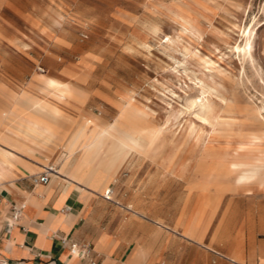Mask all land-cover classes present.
Listing matches in <instances>:
<instances>
[{
	"label": "rangeland",
	"instance_id": "rangeland-1",
	"mask_svg": "<svg viewBox=\"0 0 264 264\" xmlns=\"http://www.w3.org/2000/svg\"><path fill=\"white\" fill-rule=\"evenodd\" d=\"M40 75L81 93L63 109L74 121L151 129L109 186L113 205H134L122 204L124 220L140 221L142 239L201 222L205 241L208 208L232 202L239 227L264 201L233 183L264 155V0H0V104L11 105L4 93L44 101Z\"/></svg>",
	"mask_w": 264,
	"mask_h": 264
},
{
	"label": "crops",
	"instance_id": "crops-1",
	"mask_svg": "<svg viewBox=\"0 0 264 264\" xmlns=\"http://www.w3.org/2000/svg\"><path fill=\"white\" fill-rule=\"evenodd\" d=\"M38 80L44 101L24 93H4L11 105L0 104V264H90L73 255L61 237L91 244L98 264H264V201L250 203V222L239 227L232 224L236 218L232 202L214 212L208 208L203 218L210 220L205 241L201 222L182 233L173 230L180 236L157 240L158 232L151 230L142 239L136 227L140 221L126 222L125 207L113 205L102 194L131 153L121 141L143 153L154 140L151 129L124 121L127 128L122 133V121L105 123L84 114L74 121L63 109L73 98L82 101L81 93H75L70 84L61 88L46 76ZM62 91L68 100L62 99ZM60 128L66 133L60 134ZM56 146L62 151L55 161L38 152ZM74 156L69 173H64ZM47 162L56 165L58 173L49 183L34 186L30 177ZM246 168H256L255 176L246 185H238L235 178L234 185L264 196V155ZM23 203L22 216L14 220L13 206ZM120 203L134 210L129 200ZM189 209L182 207L175 221L166 217L164 222L174 225L182 211ZM239 243L241 252L230 251Z\"/></svg>",
	"mask_w": 264,
	"mask_h": 264
},
{
	"label": "built area",
	"instance_id": "built-area-1",
	"mask_svg": "<svg viewBox=\"0 0 264 264\" xmlns=\"http://www.w3.org/2000/svg\"><path fill=\"white\" fill-rule=\"evenodd\" d=\"M56 173H58V167L53 164H48L43 168L42 171H40L35 175H32L30 177V180L34 186L39 184H47L51 180L52 176ZM113 194H114L113 189L108 188L103 194V197L107 201L115 202ZM25 206H26L25 203L13 206L12 217L14 220H18L22 216ZM67 209L70 208L68 207ZM60 240L63 244L69 246L70 251L73 255L87 259L90 262V264H98L93 257L94 248L91 244H79L76 241H73L66 237H61ZM1 264H7V261H2Z\"/></svg>",
	"mask_w": 264,
	"mask_h": 264
},
{
	"label": "bare ground",
	"instance_id": "bare-ground-1",
	"mask_svg": "<svg viewBox=\"0 0 264 264\" xmlns=\"http://www.w3.org/2000/svg\"><path fill=\"white\" fill-rule=\"evenodd\" d=\"M61 94V97H62V99H64V100H68V98H66L65 97V95H64V92L62 91V92H60ZM33 119V118H32ZM118 121H123L121 118H118L117 120H116V122H118ZM88 122H91V121H88ZM47 128V127H46ZM50 131H52V130H50ZM26 135V134H25ZM31 135V134H30ZM28 136V135H27ZM33 137V136H32ZM35 138V137H34ZM33 138V139H34ZM42 140V139H41ZM43 143V142H42ZM121 143L125 146V147H127V149L128 150H133V151H137L132 145H130V144H128L127 142H124V141H121ZM256 145V144H255ZM64 153V152H63ZM64 155V154H63ZM64 158V157H63ZM63 162V161H62ZM255 171H256V168H246V169H244L243 170V172L241 173V174H239L237 177H236V183L238 184V185H246V184H248L250 181H251V179L255 176L254 175V173H255ZM57 174V173H56ZM263 185H264V181H263ZM110 188V187H109ZM105 193V192H104ZM102 196H103V194H102ZM121 206H123L120 202H118ZM193 232V231H192ZM153 234V233H152ZM189 236V235H188ZM153 237V236H152ZM148 238V237H147Z\"/></svg>",
	"mask_w": 264,
	"mask_h": 264
}]
</instances>
